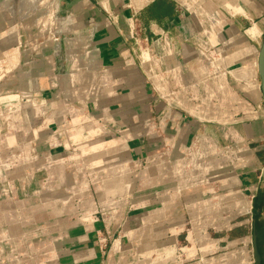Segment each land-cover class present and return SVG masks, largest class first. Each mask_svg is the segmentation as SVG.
Here are the masks:
<instances>
[{
    "label": "crops",
    "instance_id": "crops-1",
    "mask_svg": "<svg viewBox=\"0 0 264 264\" xmlns=\"http://www.w3.org/2000/svg\"><path fill=\"white\" fill-rule=\"evenodd\" d=\"M51 1L0 0V264H249L264 0Z\"/></svg>",
    "mask_w": 264,
    "mask_h": 264
},
{
    "label": "rangeland",
    "instance_id": "rangeland-1",
    "mask_svg": "<svg viewBox=\"0 0 264 264\" xmlns=\"http://www.w3.org/2000/svg\"><path fill=\"white\" fill-rule=\"evenodd\" d=\"M49 0H36V2H39L40 4H42V3H44V2H48ZM51 1V0H50ZM52 2V1H51ZM50 2V3H51ZM49 3V2H48ZM55 5V4H54ZM56 8V7H55ZM154 14V12H153V10H150L147 14H144L143 16H142V20L143 21H146V20H151V19H158V20H161V19H163V18H160V17H157L156 18V16H154L153 15ZM50 15H54V14H50ZM40 21L38 22V23H36V28H30L32 31H33V35H34V37L35 36H38V29L37 28H39L40 30H45L47 27H48V24H50V21H49V16L47 17V16H44L43 18H41V19H39ZM32 21V20H31ZM40 32V31H39ZM59 34H57V36H58ZM59 37H61L62 38V40H65V38H66V35H61L60 34V36ZM52 39H53V37H52ZM61 51H60V56H62L63 57V62H67V58H66V55H65V46H64V42L63 43H61V49H60ZM144 50V49H143ZM146 64H148L147 62H146ZM149 65V64H148ZM71 78V82H73V80H74V76H70ZM76 78H78V77H76ZM252 94V93H251ZM253 95V94H252ZM254 96V95H253ZM188 158H191V156H188ZM195 157H193V159H194ZM190 161V159H188L187 160V162H189ZM194 161V160H193ZM184 165H186V163L184 162L183 163ZM187 170V169H186ZM186 172V171H185ZM196 178V177H195ZM262 203H263V205H264V196L262 197ZM264 212V211H263ZM239 214V213H238ZM253 215V214H252ZM251 214L250 215H247V216H245V217H242V218H239V219H237L236 220V222H243V225H242V227H240L239 229H237L238 231H236L235 233H232L231 234V236L232 237H236V235H241V236H243V233H245L244 235H246V236H249L250 238L252 237V219H251V216H252ZM249 220L248 221V223L246 222V220ZM261 220V233H260V237L258 238V243H259V251H260V255H261V258H262V263H264V213H262V216H261V218H260ZM235 222V223H236ZM186 229L184 230V234L182 235V238L179 240V247H178V257H177V260H184L185 259V261L187 260V261H190V264L191 263H196V262H199V261H201L202 259H201V254H200V251L198 250L197 252L198 253H196L197 255H196V257H193V258H191V259H189L188 260V258H189V256H188V252H187V250H185L184 249V251H182V250H179L180 248H188V249H192L193 247H192V243H191V241L189 240V232H190V230H191V224H190V222H189V220L187 219V225H186ZM211 233H212V235H214V237L215 238H219V237H226L228 234L227 233H214L213 231H210ZM249 243H250V245H249V250H250V255H251V260L249 261V264H255V256H254V251H253V242L250 240L249 241ZM222 244H224V242H222ZM235 244V243H234ZM233 244V245H234ZM244 247V244L243 245H240V247ZM9 251V250H8ZM231 251H233V249H231V250H222V251H219V252H217V253H215L214 255L212 254V255H209V256H206V258H208V259H212V258H218V257H220V256H222V255H225V254H227V253H229V252H231ZM10 252V251H9ZM231 257V256H230ZM222 260H220V264H228V262L229 261H231V258H229L228 256L227 257H224V258H221ZM253 259V260H252ZM243 260V258L240 260V261H242ZM244 261V260H243ZM240 264V263H239ZM241 264H243V263H241Z\"/></svg>",
    "mask_w": 264,
    "mask_h": 264
},
{
    "label": "trees",
    "instance_id": "trees-1",
    "mask_svg": "<svg viewBox=\"0 0 264 264\" xmlns=\"http://www.w3.org/2000/svg\"><path fill=\"white\" fill-rule=\"evenodd\" d=\"M150 10H153L154 12V16L157 17H160V18H164V17H168L170 16V14L173 12V5L172 4H168V3H165V2H157V4H155ZM262 200V196L259 198V200ZM259 201L258 202V199L257 201L255 202V211L256 212V233H257V237L259 238L260 237V233H261V216H262V213H264V205L262 203V201ZM264 264V263H263Z\"/></svg>",
    "mask_w": 264,
    "mask_h": 264
},
{
    "label": "water",
    "instance_id": "water-1",
    "mask_svg": "<svg viewBox=\"0 0 264 264\" xmlns=\"http://www.w3.org/2000/svg\"><path fill=\"white\" fill-rule=\"evenodd\" d=\"M259 75L261 79V88L264 94V46H263V50H262L260 61H259ZM253 251H254V256H255V264H263L260 251H259V247H258L256 232H255V240L253 243Z\"/></svg>",
    "mask_w": 264,
    "mask_h": 264
},
{
    "label": "bare ground",
    "instance_id": "bare-ground-1",
    "mask_svg": "<svg viewBox=\"0 0 264 264\" xmlns=\"http://www.w3.org/2000/svg\"><path fill=\"white\" fill-rule=\"evenodd\" d=\"M58 47H59V46H58ZM251 88L255 90V86H254V88L251 86ZM254 90H253V91H254ZM256 92H257V88H256ZM8 141H10V140H8ZM6 143H7V142H6ZM8 206H10V207H11V206H12V204H9ZM22 222H23V220H22ZM25 222H26V221H25ZM15 231H16V230H15ZM15 231H14V232H15ZM126 256H127L126 254H125V255H122V256L120 257V259H122V260H124V261H125V260H126V258H127Z\"/></svg>",
    "mask_w": 264,
    "mask_h": 264
},
{
    "label": "built area",
    "instance_id": "built-area-1",
    "mask_svg": "<svg viewBox=\"0 0 264 264\" xmlns=\"http://www.w3.org/2000/svg\"><path fill=\"white\" fill-rule=\"evenodd\" d=\"M60 49H61V48H60ZM60 49H59V54H60V51H61ZM59 54H58V55H59Z\"/></svg>",
    "mask_w": 264,
    "mask_h": 264
}]
</instances>
